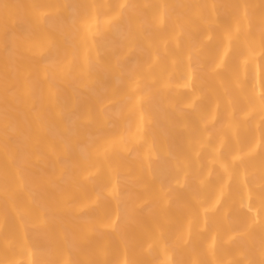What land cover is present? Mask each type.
<instances>
[{
	"label": "bare ground",
	"instance_id": "obj_1",
	"mask_svg": "<svg viewBox=\"0 0 264 264\" xmlns=\"http://www.w3.org/2000/svg\"><path fill=\"white\" fill-rule=\"evenodd\" d=\"M0 264H264V0H0Z\"/></svg>",
	"mask_w": 264,
	"mask_h": 264
}]
</instances>
